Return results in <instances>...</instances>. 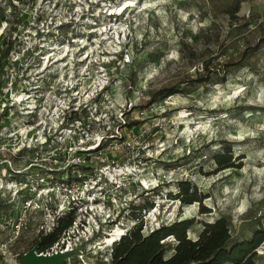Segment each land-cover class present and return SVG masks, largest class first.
Listing matches in <instances>:
<instances>
[{
  "label": "rangeland",
  "instance_id": "1",
  "mask_svg": "<svg viewBox=\"0 0 264 264\" xmlns=\"http://www.w3.org/2000/svg\"><path fill=\"white\" fill-rule=\"evenodd\" d=\"M121 1L37 0L45 15L62 21L37 39L33 25L21 23L26 1L6 13L11 45L23 54L17 68L0 70V216L20 204L13 196L17 180L40 184V161L55 155L51 168L60 172L66 158L91 147L85 166L93 178L102 170L104 179L128 170L147 187L132 179L123 195L137 206L121 219L128 231L140 223V234L148 236L192 219L185 237L195 240L204 222L223 217L230 246L250 240L264 229V0H135L119 12ZM79 37L86 49L77 60ZM37 43L43 48L35 54ZM67 49L68 58L53 61ZM44 53L46 69L39 65ZM198 71L207 80L194 81ZM97 82L103 87L95 95ZM165 86L176 92L162 96ZM64 88V100L76 92L84 104L74 131L58 130L70 124L59 106ZM217 154H230L232 165L220 164ZM31 214V223L46 220L45 213ZM106 219L98 223L109 232L113 222ZM23 235L18 246H29ZM117 241L101 247L86 239L83 254H70L64 264H111ZM161 242L166 259L178 242L172 234ZM253 264H264V240Z\"/></svg>",
  "mask_w": 264,
  "mask_h": 264
},
{
  "label": "built area",
  "instance_id": "2",
  "mask_svg": "<svg viewBox=\"0 0 264 264\" xmlns=\"http://www.w3.org/2000/svg\"><path fill=\"white\" fill-rule=\"evenodd\" d=\"M24 1H26V10L20 14L21 23L27 26L33 25L31 31L33 38L37 39V37L44 36L46 33H52L61 25L62 21H56V17H52L55 16L54 14L50 13L45 15V6H37L39 5L36 4L37 0H0V70L4 68H17L18 65H20V53L23 52V49L19 51L15 45H11L12 42L10 41V34L8 33L10 32V28L9 26L7 27L9 16L6 13H9L12 9L14 12L18 10V7ZM89 2L92 3V0H89ZM86 3H88V1H86ZM5 5H7L8 9L4 8ZM77 10L79 12L82 11L80 8ZM51 19H53V21H51ZM6 27L7 30H5ZM108 29L110 33L114 32L113 26H109ZM81 38L82 37H79L78 42L75 44L78 50L75 52V55H73L77 60H79V56H81L85 52L84 49H86V44L83 43L84 40ZM38 47L43 48L42 45L37 43L32 48V52L36 54ZM24 49L25 52L28 50L26 48ZM51 49L54 50L56 48ZM64 50L65 49H63V51ZM67 51L69 50L67 49L63 52L64 54H62L61 59H54L53 61L62 62L68 58ZM61 52L58 54H61ZM42 55L41 58L43 61H41L39 65L43 66L44 64V69H46V62L49 61V58L46 53ZM94 87L95 89L93 92L96 95L98 93L97 91L102 89L103 86H100V83L97 82ZM60 90L64 93L63 96L61 95L62 93L59 95L62 97V103L64 101L63 105H59L62 106L60 111L62 114H66L67 118L70 116V124L68 123L69 125L67 128L59 126L58 130L63 128V130L69 129L72 131L71 124L72 122L81 120L80 112L84 104L75 99V94H77L75 90V94L72 93L69 95V97H72V100L69 101H67V99L64 100V96L67 98L68 95L66 94L67 89L64 88ZM11 91H9V94H11ZM14 99L18 100L16 97ZM73 116L77 117L75 118L76 120ZM99 139L101 140L102 137ZM46 142L45 140L44 143ZM93 149L94 148L87 147L77 151L69 158H66L60 172L51 168L52 165L57 164L58 159L55 155H49L46 159H43V162L40 161V164H45V166H43V173L39 176L40 184L36 187L30 186L29 181H25L22 177L17 180L16 185L18 188L17 190L15 189V192H12L14 194L13 196L20 199V204L18 206V203L10 198L9 201L16 204V209L15 205H13L11 206L13 213L7 216L4 214L0 216V264H19L18 259L20 255L32 247L36 248V252L42 254H52L53 252L68 251L71 249L74 251L73 254L79 256L83 254L80 252L82 251V249L79 248L80 243L86 239L93 238V240L100 245L99 241L101 236L105 234L110 236V233L117 225L123 229V234H120L119 238L128 232L129 228L123 225L121 219L126 217V215H124L126 208L128 209L134 206L136 210L137 206L131 205L132 199L123 198V195L130 191L129 187L131 186L132 179H134L133 184L135 186L140 185L144 188L147 187H145L138 178L135 179L133 171L131 172L128 170H126L127 173L125 170H120L116 177L110 176V178L106 179L102 178V175L104 176V173L106 174L108 171L102 170L97 177L93 178L94 173H89L90 169L85 166V163L90 160V152ZM137 195L138 194L135 193L133 198ZM121 201L123 202L119 205ZM32 212H41L43 215L45 213L46 220L37 221L35 219L36 221L31 223L33 221ZM68 216H70L68 226L61 231L52 244L42 248L37 246V240H40L42 236L55 230L59 219ZM106 218H110L112 220L111 222H113V227L109 232L106 230L104 231L101 227V223H98L100 221L106 222ZM24 233L29 236V241H31L30 245L25 247L18 246Z\"/></svg>",
  "mask_w": 264,
  "mask_h": 264
},
{
  "label": "trees",
  "instance_id": "3",
  "mask_svg": "<svg viewBox=\"0 0 264 264\" xmlns=\"http://www.w3.org/2000/svg\"><path fill=\"white\" fill-rule=\"evenodd\" d=\"M228 71L229 68L222 70L223 73ZM194 76H196L194 81L204 82L207 80L203 72H195ZM160 92L165 97L176 90L171 86H165ZM229 155L217 154L215 158L220 164L231 166ZM180 186L181 190L187 191V185L184 186L183 183H180ZM192 200H195V197H182L181 201L192 202ZM69 222L70 216L59 219L55 230L36 241L37 246L42 248L52 244ZM192 223V219L171 222L151 230V234L148 236L140 234V223L135 224L134 229L122 235L114 243L116 246L114 245L115 247L112 249L111 264H253L255 249L264 240V229L260 228L253 233L250 240L235 242L230 246L228 244L230 231L223 217L217 218L214 222H204L199 236L195 240H191L185 237V231ZM169 234L175 236L178 244L175 246L173 254L162 259L161 240Z\"/></svg>",
  "mask_w": 264,
  "mask_h": 264
},
{
  "label": "water",
  "instance_id": "4",
  "mask_svg": "<svg viewBox=\"0 0 264 264\" xmlns=\"http://www.w3.org/2000/svg\"><path fill=\"white\" fill-rule=\"evenodd\" d=\"M73 250L57 251L52 254H42L36 252V248L32 247L22 253L18 259L19 264H64L65 259L73 254Z\"/></svg>",
  "mask_w": 264,
  "mask_h": 264
},
{
  "label": "bare ground",
  "instance_id": "5",
  "mask_svg": "<svg viewBox=\"0 0 264 264\" xmlns=\"http://www.w3.org/2000/svg\"><path fill=\"white\" fill-rule=\"evenodd\" d=\"M135 4V0H122L120 3H119V5H120V7H119V12L121 11V9H123L124 8V10L125 9H127L128 7H131V8H133L134 5ZM108 13V12H107ZM111 14V13H110ZM103 30V29H102ZM108 36V35H107ZM60 57V56H59ZM58 59H61V58H58ZM158 202H160V201H158ZM153 210H155V209H153ZM123 232V229L120 227V226H117V228L115 229V231H112V233H111V235L110 236H106V237H104V238H102L100 241H99V244L101 245V247L102 246H104V245H108L109 243H111V242H114V241H117L118 240V238H119V235L120 234H123L122 233Z\"/></svg>",
  "mask_w": 264,
  "mask_h": 264
}]
</instances>
